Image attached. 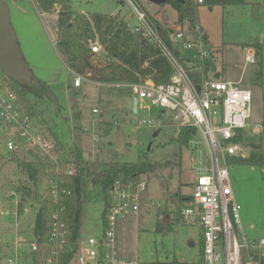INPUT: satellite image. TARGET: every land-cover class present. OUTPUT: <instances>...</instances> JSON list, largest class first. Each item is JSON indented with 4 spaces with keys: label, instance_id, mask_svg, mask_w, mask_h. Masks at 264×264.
<instances>
[{
    "label": "rangeland",
    "instance_id": "rangeland-1",
    "mask_svg": "<svg viewBox=\"0 0 264 264\" xmlns=\"http://www.w3.org/2000/svg\"><path fill=\"white\" fill-rule=\"evenodd\" d=\"M6 1L22 57L33 75L47 86L42 92L27 94L22 104L24 108L30 107L35 128L52 140L61 158L71 161L77 148L83 159L97 169L105 168L112 160L147 159L155 165L136 178L146 181L139 209L117 220L120 254L137 264L198 262L202 230L185 224L179 217L184 205L181 199L190 196L195 181L197 162L192 160L194 153L189 144L176 140L172 113L159 108H139L133 96L117 89L120 87L101 86L88 78L74 86V73L57 47L56 11L47 12L36 0ZM48 1L58 4L60 0ZM132 1L155 23L159 9L149 8L145 0ZM249 2L211 8L199 3L196 23L208 35L213 62L209 76L219 74L240 80V85L251 90L252 112L243 130L244 144L250 152L254 145L264 148V3ZM252 2L258 5L257 9ZM69 3L75 12L87 15L118 11L125 22L133 15L126 0H69ZM98 37L96 33L94 40ZM99 45L101 49L93 61L105 63L106 53ZM248 46L255 48L254 62L246 60ZM258 70L260 78L256 77ZM142 119H153L155 124L139 125ZM253 128L256 131L251 132ZM8 138L6 126L0 123V264H8L9 257L15 264H31L29 242L34 240L32 222L38 208L32 201L37 203V197L43 199L40 194L44 192V181L40 174L36 180L28 176L25 161L34 157L25 149L9 151ZM229 176L234 198L241 205L244 232L253 240L264 238V164L232 163ZM89 183L90 177L84 174L80 215L84 244L87 237L98 236L103 229L104 199L99 187L91 183L89 188ZM24 196L29 198L23 199ZM21 200L24 207L33 204L29 211L17 213V202ZM2 246L7 248L5 254ZM18 252H22V257H17Z\"/></svg>",
    "mask_w": 264,
    "mask_h": 264
},
{
    "label": "built area",
    "instance_id": "built-area-1",
    "mask_svg": "<svg viewBox=\"0 0 264 264\" xmlns=\"http://www.w3.org/2000/svg\"><path fill=\"white\" fill-rule=\"evenodd\" d=\"M126 1L134 19L126 22L127 28L161 48L172 72L168 82L164 83H155L148 78L138 82H98V85L126 88L139 108L170 111L176 131L182 127L195 129L188 143L194 153L192 160L197 162L194 166L195 181L191 185L192 200L190 205L181 208L179 214L185 224L202 230L201 257L191 264H264V238L253 240L244 232L241 205L234 198L229 176L231 158H243L249 154L243 130L251 117V90L240 85V80L209 76L210 68L205 71V63L210 59L212 62V53L200 26L181 27L174 32L177 55L175 49L164 43L157 25L145 10L132 0ZM261 2L264 3V0ZM90 49L96 53L101 46L93 41ZM182 56L190 70L180 60ZM246 60L254 62V55L247 54ZM194 72L203 73V77L197 80L190 75ZM74 76V86L87 79L77 73ZM93 111L97 112V109L93 108ZM138 122L139 125L155 124L153 119ZM0 123L6 126L9 133L6 142L9 151L23 152L22 149H25L34 161L43 165L40 175L44 181V192L41 191L40 197L51 201L54 209L40 264H62L63 255L70 250L69 226L62 215L72 190L61 184V177L76 174L77 164L64 161L52 140L35 128L33 115L24 108L1 71ZM255 128L251 132L256 131ZM145 188V180L114 181L108 193L109 203L102 212V232L98 236L87 237L84 245H80V236L73 250L77 264H137L136 260L120 254L116 225L118 218L139 209ZM32 203L36 204L35 201ZM32 203L24 207L23 212L29 211ZM29 244L33 254L39 251L35 239ZM7 262L15 264L11 257Z\"/></svg>",
    "mask_w": 264,
    "mask_h": 264
},
{
    "label": "trees",
    "instance_id": "trees-1",
    "mask_svg": "<svg viewBox=\"0 0 264 264\" xmlns=\"http://www.w3.org/2000/svg\"><path fill=\"white\" fill-rule=\"evenodd\" d=\"M42 2L44 10L50 11V8L57 1L36 0ZM177 12V23L180 26L187 24L193 28L197 23L198 2L195 0H185L179 2L171 0L168 2ZM201 3L207 4L209 8L213 5L244 4L245 0H202ZM59 7L56 10L58 39L57 47L59 53L64 59L66 66L74 73L85 76L95 82H138L145 79H151L155 83L168 82L172 72L171 64L168 58L163 55L161 48L150 43L140 34L131 32L126 22L120 18L119 13L92 12L80 13L75 12L69 3V0L58 1ZM255 6V5H254ZM159 29L162 40L169 47L175 49L173 35L175 30L172 27L165 26L155 20ZM203 31V29L201 28ZM204 32V31H203ZM99 33L97 40L95 34ZM205 38L207 34L204 32ZM91 40V41H90ZM97 41L102 45L106 53L107 61L105 63H95L93 61L96 53L90 49L89 42ZM209 43V41H207ZM186 68L187 61L184 56L180 58ZM211 62L205 63V71L210 67ZM259 66V65H258ZM190 72V71H189ZM260 70L257 71L256 77L260 78ZM6 83L17 93L21 103L29 93L37 94L42 92L47 86L43 81L33 75V84L18 83L3 74ZM192 77L200 80L203 73H190ZM121 92L128 91L124 87L117 88ZM47 91V90H46ZM49 92V90H48ZM50 93V92H49ZM51 95V94H50ZM130 95V94H129ZM23 105V104H22ZM26 107V110L32 115V111ZM163 111V110H162ZM195 129L192 127H182L176 131V140L181 144H188ZM75 156L71 161L77 164V173L73 176H62L61 184L72 190L71 197L67 201L66 211L62 218L69 226L68 243L70 250L63 255L62 264H67L68 260L74 258L73 251L78 244L81 236L80 215L83 206L82 199V179L85 174L90 177L91 183L99 187L103 196L105 206L109 203L108 193L115 180L135 179L139 175L154 169L155 165L147 159H139L134 162H123L112 160L109 161L105 168L97 169L83 159L80 150L75 148ZM232 163H247L250 165L264 164V148L260 145L251 147L249 154L243 158H231ZM25 166L28 176L36 180L43 169V165L37 160H26ZM90 183V184H91ZM92 185V184H91ZM34 198V195H29ZM38 196V195H37ZM29 198L24 196L23 199ZM37 211L33 222L34 239L39 244V251L33 254L35 264H40L42 260V251L50 232L51 213L54 205L48 199L38 200ZM191 194L182 198L183 206L191 204ZM22 200L17 204L18 213L23 211ZM158 226L159 223L157 224ZM177 264H191V262H177Z\"/></svg>",
    "mask_w": 264,
    "mask_h": 264
},
{
    "label": "water",
    "instance_id": "water-1",
    "mask_svg": "<svg viewBox=\"0 0 264 264\" xmlns=\"http://www.w3.org/2000/svg\"><path fill=\"white\" fill-rule=\"evenodd\" d=\"M146 1L160 5L166 4L171 0ZM177 1L184 2L185 0ZM0 71L18 83L33 84V73L29 64L22 57L6 0H0Z\"/></svg>",
    "mask_w": 264,
    "mask_h": 264
},
{
    "label": "crops",
    "instance_id": "crops-1",
    "mask_svg": "<svg viewBox=\"0 0 264 264\" xmlns=\"http://www.w3.org/2000/svg\"><path fill=\"white\" fill-rule=\"evenodd\" d=\"M146 1V0H145ZM246 1V5H249V0H245ZM147 2V6L149 7V8H151V9H154L155 11L156 10H158L159 9V12L156 14V17H157V20L161 23V24H163V25H165V26H169V27H171V26H176V28L177 29H179V28H181V27H183V26H180L178 23H177V12H176V10L169 4V3H166V4H160V5H156V4H152V3H150V2H148V1H146ZM38 3H40L41 5H42V2H38ZM252 3H254V7L257 9L258 8V5L255 3V2H252ZM260 3V2H259ZM251 4V3H250ZM58 9V4L55 2L54 3V5L50 8V11H56ZM118 12V11H117ZM117 12H112V14H114V13H117ZM111 14V13H110ZM129 18H130V20L132 19V16H129ZM133 20V19H132ZM170 24H171V26H170ZM197 26H200L199 24H197ZM202 29H203V31L206 33V31L204 30V28L202 27V26H200ZM176 29V30H177ZM175 30V31H176ZM207 34V33H206ZM207 37H208V35H207ZM250 51H252V52H250ZM254 52H255V48L253 47V46H248L247 47V54H253L254 55ZM210 62H211V59H210ZM211 64H213V62H211ZM209 68H211V67H209ZM71 71V70H70ZM72 72V71H71ZM73 73V72H72ZM217 76H220V77H222L221 75H219V74H216ZM222 78H224V77H222ZM225 79H227V78H225ZM92 185H90V183H89V185H88V187L90 188ZM234 194V193H233ZM105 207V202H104V206H103V208ZM34 222V221H33ZM33 222H32V227H33ZM82 235V239H81V242H80V245H84V240H83V238H84V235L83 234H81ZM3 248H2V253L3 254H5L6 252H7V248L5 247V246H2ZM30 255H31V258H32V261H31V264H35V262H34V257H33V252H32V250H31V247H30ZM75 255H76V252H75ZM17 257L18 258H20V257H22V252H21V254L18 252L17 253ZM75 257L76 256H74V259L70 262V263H68V264H77V261H76V259H75ZM182 262V261H181Z\"/></svg>",
    "mask_w": 264,
    "mask_h": 264
},
{
    "label": "flooded vegetation",
    "instance_id": "flooded-vegetation-1",
    "mask_svg": "<svg viewBox=\"0 0 264 264\" xmlns=\"http://www.w3.org/2000/svg\"><path fill=\"white\" fill-rule=\"evenodd\" d=\"M165 218H168V217H165Z\"/></svg>",
    "mask_w": 264,
    "mask_h": 264
}]
</instances>
